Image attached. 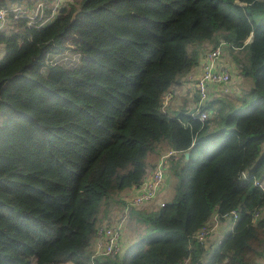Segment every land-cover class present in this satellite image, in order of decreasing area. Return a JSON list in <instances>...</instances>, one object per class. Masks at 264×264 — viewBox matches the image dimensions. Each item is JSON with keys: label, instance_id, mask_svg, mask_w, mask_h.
I'll return each mask as SVG.
<instances>
[{"label": "trees", "instance_id": "trees-1", "mask_svg": "<svg viewBox=\"0 0 264 264\" xmlns=\"http://www.w3.org/2000/svg\"><path fill=\"white\" fill-rule=\"evenodd\" d=\"M38 2L49 15L53 0L0 8ZM263 17L264 0H74L42 25L9 11L0 29V264H264V190L255 185L264 182ZM206 43H223L233 77L252 79L215 130L218 98L205 102L203 124L163 109ZM167 149L178 153L165 173L176 177L172 197L130 207L143 235L92 259L98 226L123 212V193ZM214 216L232 230L199 241Z\"/></svg>", "mask_w": 264, "mask_h": 264}, {"label": "built area", "instance_id": "built-area-1", "mask_svg": "<svg viewBox=\"0 0 264 264\" xmlns=\"http://www.w3.org/2000/svg\"><path fill=\"white\" fill-rule=\"evenodd\" d=\"M74 0H53L51 6H47L49 9V15L43 17L46 5L44 3H37L32 8L28 9L22 6H13L8 8H0V29H2L7 22L8 12H13L16 16H24L29 18V24L39 23L44 24L50 20L56 11L65 2H73ZM223 43L215 47L209 48L205 51L201 57L200 66L197 73L188 76V81L192 82L195 94L198 99L194 103V109L190 113L192 118L199 120L202 124L208 119V110L204 107L206 100L216 90L220 93H229L230 91V71L222 63L223 55ZM199 64V63H198ZM189 74V73H188ZM264 150V144H263ZM177 152L173 149H167L163 151L155 164V167L149 172L141 181L140 184L134 185L129 192L124 196L126 205L123 213L118 221L114 223H104L97 228L95 238L91 243L92 259L100 255H114L120 251V229L122 222L125 220L128 209L130 207H139L145 204L152 203L157 195L161 192V188L165 182V173L168 165V161L171 157H176ZM255 185L261 187L264 190V182L256 180ZM166 201L159 203L163 206ZM254 216H258L255 213ZM233 217L236 214L233 212ZM113 221V220H111ZM217 223V218L214 216L211 220V224L207 223L198 231L197 237L199 241L203 242L207 239L210 232L213 231L214 226ZM264 262V255L262 258Z\"/></svg>", "mask_w": 264, "mask_h": 264}, {"label": "rangeland", "instance_id": "rangeland-1", "mask_svg": "<svg viewBox=\"0 0 264 264\" xmlns=\"http://www.w3.org/2000/svg\"><path fill=\"white\" fill-rule=\"evenodd\" d=\"M263 22H264V17H263ZM195 45L196 44L194 43L192 45V48L195 47ZM207 46H210V45H208L207 43L203 45V49H202L201 54H203L205 51L209 50V48H206ZM0 53H2V47L1 46H0ZM222 63L230 71V75H231L230 85H231L232 89H234L235 91L225 93V94H220L216 90L212 95L210 94L209 98L206 100V103H208L209 100L212 98H218L219 101L217 102V104H215V106H213L210 109V114L211 115L213 114V119L209 124L208 130H215V129H218L221 126H223V124L220 122V117L223 116V114L225 112H228L229 110H231L233 108L239 107L241 105L240 104L241 98H239V97L243 96V93L245 94L248 91V89L252 86V79L251 78H247L245 80L241 77L242 75H240L239 73H236V76L233 77L234 75L232 74V69H233V67L235 69H237V67L233 65V63L231 62L230 58L228 57V55L225 51L223 52V55H222ZM243 88H245V90L242 93ZM189 90L191 91V100L192 101H190V96H183L184 94L181 96V100H182L181 105H182L183 109L186 110V112H187V110L189 112H192L194 109V107H193V103H194L193 102V89L190 88ZM183 91H188V90L186 88H183ZM165 108H166V98H164V100H163V109H165ZM217 111L220 112L219 117L216 116V114H218ZM216 119H217V123L214 124V121ZM175 184H176V177L175 176H170L168 181L166 179V181L163 184V189L160 190L161 192L157 195L156 199L153 202H155L160 197L162 191H165V198L162 201H166L167 199H170L173 195ZM128 192H129V190L123 194L126 195ZM131 209H130V211H132ZM122 213H120L118 215L117 212H112L109 220H107L108 218H106L105 222L113 220V221H110V223H114V222L118 221ZM133 220H134V215H132L128 211L127 216H126L125 220L122 222L121 229H120V246L122 245L123 247H126V246L132 244L134 241H136L138 238H140L143 235L144 229L146 228V224L141 221L140 224L134 228V224H130V221H133ZM211 236H212V234L209 236V239Z\"/></svg>", "mask_w": 264, "mask_h": 264}, {"label": "crops", "instance_id": "crops-1", "mask_svg": "<svg viewBox=\"0 0 264 264\" xmlns=\"http://www.w3.org/2000/svg\"><path fill=\"white\" fill-rule=\"evenodd\" d=\"M211 47H213L212 45H210V46H207L206 48H211ZM205 48V49H206ZM203 54H201L200 55V57H199V60L201 61V58H203V57H201ZM198 60V61H199ZM200 61H199V64L197 65V66H195L190 72H188L184 77H182L180 80H179V82H178V84L176 85V86H174V88H172L171 90H170V93H168V94H166L165 95V97L164 98H166V108H168L171 112H177L179 109H183V107H182V105H181V103H182V100H181V96L183 95V96H190V101H192L191 100V91L189 90L190 88H192L193 89V96H194V94H195V90H194V88H193V85H192V82H190V81H188V76L189 75H194V74H196L197 73V70L199 69V66H200ZM183 88H186L188 91H183ZM234 90V89H233ZM193 102H194V100H193ZM191 103V102H190ZM193 106H194V103H193ZM182 107V108H181ZM188 111V110H187ZM165 151V150H164ZM162 153V152H161ZM160 153V154H161ZM159 154V155H160ZM159 155L155 158V164H156V162H157V160H158V157H159ZM153 169V168H152ZM152 169H150L149 171H148V173L149 172H151V170ZM147 173V174H148ZM146 174V175H147ZM145 175V176H146ZM161 189H163V187L161 188ZM125 193V192H124ZM164 193V191H162V193L161 194H163ZM123 196H125V194H123ZM120 214V213H119ZM118 214V215H119ZM117 215V216H118ZM111 221V220H110ZM108 222V221H107ZM107 222H105V220L104 221H102V223L100 224V225H102V224H104V223H107ZM99 225V226H100ZM233 226H234V224H233V222H230L229 220L228 221H225V222H220V221H217V223H216V225L214 226V229H213V231L210 233V235L212 234V236L210 237V239H209V243H219L220 242V239H221V237H222V235L226 232V231H231L232 230V228H233ZM222 233V234H221ZM121 247H122V245H121Z\"/></svg>", "mask_w": 264, "mask_h": 264}, {"label": "water", "instance_id": "water-1", "mask_svg": "<svg viewBox=\"0 0 264 264\" xmlns=\"http://www.w3.org/2000/svg\"><path fill=\"white\" fill-rule=\"evenodd\" d=\"M75 16V13L73 14V17ZM185 157H188V152H185ZM196 264H203V260L199 259Z\"/></svg>", "mask_w": 264, "mask_h": 264}]
</instances>
